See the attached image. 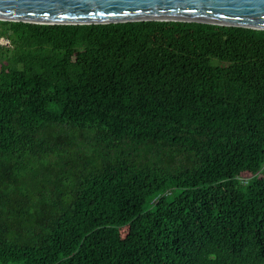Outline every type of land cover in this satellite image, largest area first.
Returning <instances> with one entry per match:
<instances>
[{"label":"trees","instance_id":"16d2710c","mask_svg":"<svg viewBox=\"0 0 264 264\" xmlns=\"http://www.w3.org/2000/svg\"><path fill=\"white\" fill-rule=\"evenodd\" d=\"M0 36V264H264V29Z\"/></svg>","mask_w":264,"mask_h":264},{"label":"water","instance_id":"95a60500","mask_svg":"<svg viewBox=\"0 0 264 264\" xmlns=\"http://www.w3.org/2000/svg\"><path fill=\"white\" fill-rule=\"evenodd\" d=\"M0 20L41 24L161 20L264 29V0H0Z\"/></svg>","mask_w":264,"mask_h":264},{"label":"built area","instance_id":"2783aa9c","mask_svg":"<svg viewBox=\"0 0 264 264\" xmlns=\"http://www.w3.org/2000/svg\"><path fill=\"white\" fill-rule=\"evenodd\" d=\"M0 44L7 46V47H11L12 46V42L9 38L4 37V36H0Z\"/></svg>","mask_w":264,"mask_h":264},{"label":"rangeland","instance_id":"374dc122","mask_svg":"<svg viewBox=\"0 0 264 264\" xmlns=\"http://www.w3.org/2000/svg\"><path fill=\"white\" fill-rule=\"evenodd\" d=\"M14 264H18V263H14Z\"/></svg>","mask_w":264,"mask_h":264}]
</instances>
